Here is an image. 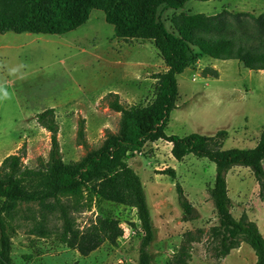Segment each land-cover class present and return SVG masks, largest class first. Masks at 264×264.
<instances>
[{"label": "rangeland", "instance_id": "374dc122", "mask_svg": "<svg viewBox=\"0 0 264 264\" xmlns=\"http://www.w3.org/2000/svg\"><path fill=\"white\" fill-rule=\"evenodd\" d=\"M216 9L218 13L259 16L264 13V0H191L179 10L161 6L159 17L172 30V18L181 12L208 14ZM206 67L218 69L220 77H202ZM165 70L152 40L117 38L100 9L92 10L84 25L63 35L0 33V86L10 93V99L0 100V165L22 147L28 168L47 164L51 133L38 116L50 108L55 110L61 157L67 163L80 161L102 145L108 131L119 132L121 115L108 108L106 96L118 93L124 105L145 106L155 97L156 74ZM178 86L179 99L166 127L168 135L210 136L225 131L223 149L256 147L264 131V71L249 70L237 60L199 55L197 62L178 76ZM81 125L85 128V144L78 136ZM171 149L172 145L163 140L148 142L128 161L141 177L156 230L149 247L151 264H175L188 234L195 240L189 264H255L257 257L247 243L225 259L217 258L219 238L213 228L219 220L210 194L215 163L193 154L179 162ZM169 168L175 169L176 178L161 174ZM177 183L194 205L196 219L185 220ZM227 183L233 216H246L264 234V202L252 171L234 167ZM30 206L31 211L22 207L24 213L31 215L34 211L39 217L37 206ZM100 213H110L121 222L124 235L117 245L105 243L83 257L61 243L57 234L47 239L32 235L33 220L21 218L14 224L13 264H138L142 235L136 209L108 201L94 202L91 210L75 213L77 225L83 229ZM50 227L60 229L61 221L52 217Z\"/></svg>", "mask_w": 264, "mask_h": 264}, {"label": "trees", "instance_id": "16d2710c", "mask_svg": "<svg viewBox=\"0 0 264 264\" xmlns=\"http://www.w3.org/2000/svg\"><path fill=\"white\" fill-rule=\"evenodd\" d=\"M191 0H0V33H32L63 35L84 25L94 9L104 12L115 36L125 40H152L167 66L156 74L154 99L141 105H124L118 93H109L108 108L120 113L118 133L108 131L102 145L90 150L78 162H65L60 154L55 110L40 113L38 120L51 133L52 149L43 168L32 169L24 164L23 147L6 157L0 165V264H13L12 239L16 221L30 218L31 234L47 239L57 234L68 248L87 257L103 244L117 245L124 235L121 222L110 213L98 214L83 229L77 225L75 213L93 208L104 201L130 206L137 211L141 225L138 264H151L149 247L156 230L146 191L137 172L128 161L148 142L159 140L172 145L177 161L189 154L207 158L216 165V176L210 194L219 224L213 228L219 238L217 258L225 259L233 250L247 243L257 257L255 264H264V235L256 222L246 216L236 219L229 195L227 176L234 167L249 168L257 181L259 196L264 202V131L252 149H223L225 131L215 135L191 134L185 137L168 135L166 127L179 99L178 76L197 62L199 55L215 60H237L252 71H264V13L215 15L179 13L172 18V30L160 20L159 8H184ZM207 2L211 0H194ZM232 18L229 20L228 18ZM242 17H245L242 19ZM247 18V19H246ZM204 78L220 77L218 69L206 67ZM79 139L85 144V128ZM161 174L176 178L174 168ZM178 201L185 220L197 218L194 205L176 184ZM37 206L39 217L31 211ZM26 206L25 211L22 207ZM61 221L60 229L50 227V219ZM135 227L134 223L130 224ZM188 234L177 253L175 264H189L192 243ZM77 264V262L73 263Z\"/></svg>", "mask_w": 264, "mask_h": 264}, {"label": "clouds", "instance_id": "9594fccd", "mask_svg": "<svg viewBox=\"0 0 264 264\" xmlns=\"http://www.w3.org/2000/svg\"><path fill=\"white\" fill-rule=\"evenodd\" d=\"M12 71L15 72L16 70L13 69ZM6 99H10V93L7 91L6 88L0 86V100H6Z\"/></svg>", "mask_w": 264, "mask_h": 264}, {"label": "crops", "instance_id": "0c3cea01", "mask_svg": "<svg viewBox=\"0 0 264 264\" xmlns=\"http://www.w3.org/2000/svg\"><path fill=\"white\" fill-rule=\"evenodd\" d=\"M213 1H217V0H211V1H207V2H205V3H211V2H213ZM218 1H221V0H218ZM217 8V7H216ZM223 8V7H222ZM183 9V8H182ZM223 9H221V11H222ZM218 12H220V11H217V9H216V11L214 10V11H212L211 13H208V14H206V15H215V14H217ZM182 13V12H181ZM161 61H162V63L164 64V67L166 68V70H167V66L165 65V63H164V61H163V59H162V57H161ZM165 70V71H166ZM120 114V113H119ZM263 202V201H262ZM258 225V224H257ZM264 235V234H263ZM241 248V247H240Z\"/></svg>", "mask_w": 264, "mask_h": 264}, {"label": "bare ground", "instance_id": "6f19581e", "mask_svg": "<svg viewBox=\"0 0 264 264\" xmlns=\"http://www.w3.org/2000/svg\"><path fill=\"white\" fill-rule=\"evenodd\" d=\"M263 72V71H262Z\"/></svg>", "mask_w": 264, "mask_h": 264}]
</instances>
